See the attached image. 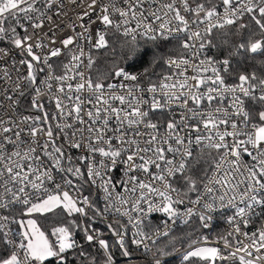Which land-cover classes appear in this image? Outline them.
Returning a JSON list of instances; mask_svg holds the SVG:
<instances>
[{
  "label": "snow or ice",
  "instance_id": "6c2138e0",
  "mask_svg": "<svg viewBox=\"0 0 264 264\" xmlns=\"http://www.w3.org/2000/svg\"><path fill=\"white\" fill-rule=\"evenodd\" d=\"M63 16L73 35L56 46ZM138 38L156 80L93 55L135 58ZM0 43V264H115L129 226L146 251L169 235L148 213L209 228L229 209L223 248L194 242L183 264H264V223L242 230L264 215V0H0Z\"/></svg>",
  "mask_w": 264,
  "mask_h": 264
},
{
  "label": "trees",
  "instance_id": "16d2710c",
  "mask_svg": "<svg viewBox=\"0 0 264 264\" xmlns=\"http://www.w3.org/2000/svg\"><path fill=\"white\" fill-rule=\"evenodd\" d=\"M174 47V42L168 43L166 45H162L161 51L163 54L167 55L168 52L171 51V49ZM136 51H140L138 55L135 58H132L135 55V52L132 51V46L129 44H125L123 50H121V53L119 54V51L117 50L116 55H112L111 51H105L100 50L99 52H94L93 55L97 58L98 62L101 63L102 67H106L107 69H111L113 63L117 64L120 68L124 70L131 71L133 73L141 74L143 81L146 83L149 76L152 77L153 80H156L160 73L162 71L166 72V69L155 66L153 67L151 65V58L153 55V45L150 41L146 40H139V47L136 49ZM215 50H213V53ZM144 73H147V75H144ZM52 217L50 216L49 219L40 218L39 223L44 225L47 228H51ZM82 223L84 221L82 220ZM152 223H147L145 229L151 225ZM91 227L96 230H101L102 236L101 238H104L108 240L110 245L115 244V242L111 239V237L108 236L109 231L107 230L106 226H98L94 223L91 224ZM219 235L222 234L221 230H216ZM215 231V232H216ZM212 235H208L205 228L201 227L199 225L198 220L191 221L188 224L177 228L174 232H172L168 237L164 238L160 242L153 245L150 249L151 251H143L138 252L133 250L130 246L128 247V250L130 252V256L125 257L121 250L118 247H113L112 252L114 255V259L118 262L125 261L128 258L133 260H141V259H148L153 257V252L156 251L157 247H160L162 245H168V251L172 254L182 251L189 247L190 244H193L194 242H201L204 239H208L209 237H212ZM76 239L78 242H83V233H77ZM171 242V243H170ZM88 253L93 257H99L102 256L103 253H98V246H87ZM181 256L164 260L165 264H182ZM73 259L72 255H69V260L71 261ZM75 264H81V260L77 258L75 260ZM85 264H87V261H85ZM100 264H103V261L100 260ZM142 264H151L150 263H142Z\"/></svg>",
  "mask_w": 264,
  "mask_h": 264
},
{
  "label": "built area",
  "instance_id": "2783aa9c",
  "mask_svg": "<svg viewBox=\"0 0 264 264\" xmlns=\"http://www.w3.org/2000/svg\"><path fill=\"white\" fill-rule=\"evenodd\" d=\"M84 2H86V0H84ZM67 11H68V15H70L72 17V20H76V16H75L74 12L72 11L71 7H69V9ZM56 24H59L61 26V28L63 29V30L57 29L56 33H55L56 38H57V45L56 46H59V40L60 39L66 37V36H69V35H73V33L71 31H69V29L71 28V22L68 20L67 16L60 17L56 21ZM56 24H53L52 27L55 28ZM93 27L98 28L99 25H94ZM77 30L80 31L79 28ZM43 32L47 33L48 27H45V29H43ZM44 38H45V41H47V36H45ZM138 40H144V39L138 38ZM0 46H5V45L0 43ZM210 54H212V53H210ZM17 59H19L18 56H17ZM125 71L129 72L130 74L141 76V74H138V73H133V72L128 71V70H125ZM26 103H27V100H25V104ZM158 118L160 120L164 119V117L160 116L159 114H158ZM117 175H119V173H117ZM91 192H92L91 198L96 200L100 207H103L104 202H103L102 196L97 198L96 193H95V189H92ZM84 194L89 195V192L85 191ZM191 195L193 196V198H195V194H191ZM183 207L184 206H181V210H183ZM231 214H232V212L229 209V210H223L219 215L214 216L210 227L205 228L208 235H211V234H214V235H212V237H209L208 239L206 238L203 241L199 242V244L196 246H219V247L223 248V244L219 243L217 245V241L221 235H226L229 231H231V228L229 227V225L227 223V217ZM125 220H126V218H125ZM195 220H198V219L196 217H192L189 222L195 221ZM93 223L98 225V226H105V222L100 220V219L95 220ZM147 223H152L147 228L148 230L145 229L146 231L149 232V234H151V232L153 230L159 229L161 232L168 230L169 235H170L177 228L186 225L183 222L182 218L177 219L175 222H173L165 214L159 213V212L148 213L146 218H145V225ZM261 223H264V215H261L260 217L255 218L253 223L249 224V226L246 229H242V230L248 231L249 233H251L252 231H255L257 228H259ZM218 229L221 230V232H222L221 235H219V233L216 231ZM97 231H99L101 233V230H97ZM135 231L136 230L134 228L129 226L127 236L125 237L126 245L130 246L133 250L138 251V252L146 251L143 247L137 248L136 245L131 243V240L133 239V233ZM101 236H102V233H101ZM108 236L111 237V239L115 242V239H114V237L111 236L110 232H109ZM164 238H166V237L161 236L158 239L154 237V239H156V243L160 242ZM241 239H243V237H241ZM147 243L149 244V248H151L153 246V243L151 241H147ZM187 250H189V247H187L186 249H184L182 251H179V252H176L172 255H169L167 257H163L162 259L168 260V259H172V258L181 256ZM113 259H114V255H113ZM152 260H153V257L148 258V259H141V260H133V259L128 258L127 260L121 261V262H118L114 259L115 264H142V263H150V262H152Z\"/></svg>",
  "mask_w": 264,
  "mask_h": 264
},
{
  "label": "rangeland",
  "instance_id": "374dc122",
  "mask_svg": "<svg viewBox=\"0 0 264 264\" xmlns=\"http://www.w3.org/2000/svg\"><path fill=\"white\" fill-rule=\"evenodd\" d=\"M183 264V263H182Z\"/></svg>",
  "mask_w": 264,
  "mask_h": 264
}]
</instances>
